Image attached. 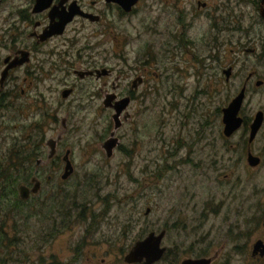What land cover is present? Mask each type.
<instances>
[{
    "label": "flooded vegetation",
    "instance_id": "obj_1",
    "mask_svg": "<svg viewBox=\"0 0 264 264\" xmlns=\"http://www.w3.org/2000/svg\"><path fill=\"white\" fill-rule=\"evenodd\" d=\"M105 44L114 46L112 53L109 52L106 57L101 51ZM79 45L84 48L79 49ZM227 46L241 47L242 51L264 61V0H0V119L3 117L6 121L8 115L5 116L4 111L16 106L17 102L19 105L23 103L21 98L31 90L37 93L34 98L37 106L41 108L39 103L42 102V108H47V95L44 90H40L41 83L63 72L65 77H70L58 81L63 84V103L67 107H77L87 114H94L90 120L92 125L106 123L102 130L96 128L95 134L86 133L81 137L86 140V146L91 148L88 149L89 155L101 158L99 163L90 167L105 172L112 168L110 162L116 153L130 156L129 164L124 166L138 168L145 174V197L149 199L152 195L147 192L153 191L152 181H158L159 177L154 176L155 171L153 173L151 170L152 161L149 158H144L143 162L136 159L137 150H126L122 132L129 125L133 147L137 149L139 123L142 119L149 123L151 120L147 114L151 109L148 104L154 89L152 77L160 79L164 92L173 96L168 104L166 119L162 120V129L169 138L168 141L167 137L163 138L168 148L162 150V159L169 170L168 159L172 157L174 169L178 173L186 172L187 175L179 174L178 178L179 208L165 210L166 217L160 220L159 228L156 225L147 235H164L161 245L165 249L164 254L154 264H183L186 260L203 259L210 260V264H230L229 253L249 250L253 263L262 264L264 237L256 239L251 245L247 240V231L250 227L252 234L254 230L264 232V203L260 201L262 209L255 215L258 222H251L250 226L244 206L248 202L246 189L249 175H256L260 179L257 185L264 191V113L259 111L252 117L247 106L249 94L253 93L254 88H264V80L259 78L254 67L244 74L241 90L226 106L242 90L245 91L239 113L242 122L230 136L225 134L223 109L226 107L221 109L219 137L222 138L223 147L220 153L217 152L218 127L215 122L219 118L218 111H209L202 116L203 119L199 118L201 103L198 100L201 85L205 84L204 73L206 82H209L208 87H217L214 91L218 89L221 81L216 74L212 76L210 73L215 72L221 53L226 52ZM60 48H65L66 52ZM76 56L80 62L73 66L71 61ZM55 58H59L60 62L57 63ZM222 74L225 81L230 83L235 76L233 65H226ZM49 87L52 90V86ZM79 90L78 97L76 94ZM185 91L193 92L185 103L177 101L178 97L182 99ZM121 107L124 108L122 111ZM258 113L263 114L262 124L256 136L251 139L252 125ZM61 123L64 132L57 136L61 140L54 155L51 157L52 150L48 148L47 160L38 159L40 164L36 162L37 176H32L29 182L21 186L31 192L38 182V192L30 193L28 199H23L27 203L42 199L43 194L49 196L52 193L51 206L47 208L50 212L52 210L50 219L54 223L61 219V223L67 224L68 216L63 215L58 201L60 199L62 205L66 203L67 198L60 195L61 189L66 191L79 165L73 158L75 151L65 148L64 144L68 119H62ZM0 130L6 131L4 127ZM234 139L237 142H233ZM108 141L116 144V148L109 151L111 156L105 149ZM151 152L148 149L145 155L148 157ZM217 154L223 156L217 157ZM68 161L72 164V170L64 179ZM46 165L50 166L49 174L41 170ZM241 171L248 177L244 178ZM216 172L222 173L220 176L227 183V192L221 200L216 195L212 196L211 207H205L200 214L191 217L190 212L198 208L194 202L196 194L189 188L202 184L205 179L210 183H220ZM43 177L46 183L56 181L57 185L45 190ZM161 179L164 180L163 177ZM101 183L92 184L100 199L102 192L99 194L101 188L98 185ZM106 184H109V180ZM258 186L256 192H259ZM83 193L75 192V198L80 199L79 195ZM143 194V191H138L134 200ZM262 195L264 197V192ZM236 203L240 204V210L234 212L230 207L224 215L225 206ZM74 208L69 216L75 214L78 220L85 218L84 211L79 210L78 205ZM153 211L148 206L145 215L150 216ZM233 212L235 218L241 221L239 232L233 231V222L224 233H215L214 227L209 231H199L201 220L202 227L211 215L223 216L224 223H228V220H233ZM191 218L197 221L193 226L189 221ZM183 229L184 234L195 232V239L189 245L182 241L165 244L172 233L183 236ZM258 242L263 244L255 254ZM188 251L194 254L180 260L181 253ZM128 254L123 257L124 264H134L126 262ZM100 262L104 264L107 260L102 258ZM82 263L94 264L96 260L89 258L88 261L82 260ZM144 263L145 260H142L136 264Z\"/></svg>",
    "mask_w": 264,
    "mask_h": 264
},
{
    "label": "rangeland",
    "instance_id": "obj_2",
    "mask_svg": "<svg viewBox=\"0 0 264 264\" xmlns=\"http://www.w3.org/2000/svg\"><path fill=\"white\" fill-rule=\"evenodd\" d=\"M256 47L259 48V46ZM81 48L84 47L79 45V49ZM113 48L114 46L112 44L103 45L101 50L103 56L106 57L109 52L112 53ZM225 49H227L226 52L221 53V60L218 61L215 66V72L213 74L210 73L212 76L216 74L217 78L220 79V86H218V89L215 91L213 89L217 87H213V89L212 87H208L209 82H206V75L204 73L203 82L205 84L201 85V93L198 100L201 103L199 113L200 119H203L202 116L207 115L209 111H218L217 116L219 118L215 120L216 126L218 127V153L222 151L223 147L222 138L219 137V126L222 117L221 109L226 107L239 93L245 78L244 74L249 69L254 67L259 74V78L264 80V61L261 62L258 60L254 54H248L242 51L241 47L237 48L233 46L232 48L231 46H227ZM231 49H234V52H231ZM60 50L66 52L65 48H60ZM55 60L57 63L60 62L59 58H55ZM71 62L73 66L77 65L80 62L78 56ZM228 64L233 65L235 72V76H233L230 83L225 81V76L222 74V69ZM53 77L54 79L46 80L41 83L40 86V90H44L47 95V108H42V102L39 103L41 108L37 106L34 99L37 93L31 90L30 92H26L25 96L21 98L23 103L19 105L17 102L16 106L13 105L11 109L6 112L4 111L5 116L8 115L6 121L3 117V119H0V128L4 127L6 130H0V156L8 155L12 146L16 143L25 146V144H27L25 139L33 136L34 140L40 137L43 138L38 153L39 159H45L46 161L48 151L46 143L48 140L55 139L64 132L61 120L67 118L68 131L64 137L65 148L75 151L73 158L75 163L79 165L76 170V175L67 184L66 191L64 188L61 189L60 195L67 198V200L65 199L66 203L62 205V201L60 199L58 201L60 204L59 208L62 210L63 215L68 216L67 224L61 223V219L56 223L50 219L52 210L50 212L47 208L51 206L50 198H52V193L49 196L43 194L42 199L37 198L38 200L32 201V203H25L24 210H26V212H33L34 215V211L39 212V216L36 218L32 217V219H28L27 222L23 220L19 221V224L22 226V232H25V234L22 235L24 237L23 243L25 244L24 251L30 255L28 256L29 262L26 264H86L82 263V260L88 261L89 258L91 260H96L94 264H103L100 262L102 258H106L107 260L104 264H124V255L130 252L129 250L132 249L135 243L145 239L150 233V230L156 225H158L159 228L160 220L166 217L165 210L173 207L179 208L180 190L178 186L180 185L178 184V178L179 174L182 176H186L187 174L186 172L178 173V171L174 169L175 164L173 163L172 157L168 159V164L170 165L169 170L166 168L162 159V150L168 148L163 142V138L167 137V141L169 140L162 129V120L166 119L165 114L169 109L168 104L173 100V96L166 94V92H164V86L160 83V79L156 80L153 76L152 84L154 89L148 104L151 109L148 114L146 113L147 118L149 117L151 120L149 123L148 120L145 121L142 119L141 124L139 123V131L136 138L138 142L137 149L133 147V136L132 134L130 136L129 125H127L122 132L124 135L123 143L126 150H134V152L137 150L135 157L143 162L144 158H149L152 161L151 170L153 173L155 171L154 176L157 175L159 177L158 181L157 179L152 181L151 187L153 191L147 192L149 194L151 193L152 197L147 199L145 197L146 190L144 189L143 182L145 174L142 173L141 170H138V168L133 167L131 169L129 167L125 168L124 166L129 164L130 156H123L120 152L116 153L113 161L110 162L112 168L105 172H99L90 167V165L99 163L101 158L99 156L92 157L89 155L90 152L88 149L91 148L86 146V140H82L81 137L85 136L86 133L89 135L95 134L96 128L102 130V128L106 126V123L99 126L92 125L90 120L95 116L94 114H87L84 110L77 107H67V104H64L61 98L63 84H59L58 81H65L66 79H70V77H65L63 72H58ZM49 85L52 86V90ZM192 92L185 91L182 94V99L178 97L177 101L185 103ZM76 95L78 97L80 96V90L77 91ZM247 106L250 108L249 111L252 117L259 111L264 113V88H254L253 93H250L247 98ZM90 111L93 110L91 109ZM0 112H2V107H0ZM50 114L52 116H50ZM236 140L237 139H234L233 142H237ZM91 142H93V140ZM94 144L96 145L97 142L94 141ZM148 149H151L152 152L147 157L145 153ZM140 156L142 158H140ZM221 156L223 155L217 154V157ZM143 162L141 163L143 164ZM35 165L36 163L32 166L33 173L31 177L37 176ZM41 170L49 174V170L51 169L50 166L46 165L44 169L42 168ZM220 174L222 173L216 172V177H220L221 184L212 181V183H210L208 179H205L202 181V184L189 188L191 192L196 194L194 202L197 204L198 208L197 211L190 212L191 217L200 214L205 207H211L210 199L212 196L216 195L219 200L223 198L224 193H226L228 189L227 183ZM241 174L244 178L248 177L243 171H241ZM161 177H163L164 180H162ZM42 180L44 181V185L46 184L45 190H50L57 185L56 181L46 183L44 177ZM107 180H109V184H106ZM100 182L102 183L98 185V187L101 188L99 192V194L102 192L100 194L101 199L97 197V192L92 188V184H100ZM248 182L249 185L246 189L248 202H246L244 207L248 213L247 218L250 226L251 222H258V220H256L258 217L255 215L262 209L260 201L264 203V197L262 195L264 191L257 185L260 179L257 178L256 175H249ZM257 186L259 192L255 190ZM161 190L163 191L162 194ZM82 191L84 193L79 195L80 199L75 198L76 194L74 193ZM138 191H143L144 194L138 200H134ZM235 200L236 199H234V201ZM75 205L79 206V210L84 211L85 218L78 220L75 214L69 216L74 212ZM148 206L154 209L150 216L145 215ZM13 207L14 205L10 204L5 206V209L12 210ZM230 207L234 212L240 210L239 203L233 206L228 204L225 206L224 215L228 212ZM180 209H182V203ZM234 212L231 214L233 220L231 222L228 220V223H224L223 216L213 217V215H211L208 217L207 214L206 217H208V219L205 220L206 222L203 227L201 226L203 220L200 221L199 231H209L214 227L215 233H224V230L226 231L228 228L227 226L233 222V231L236 230L239 232L241 221L240 218H235ZM179 217H182L181 212ZM189 221L192 223V226L197 223V221L192 218ZM184 233L185 230L183 229L182 235ZM247 233V240L251 242V245L256 239L264 237V232L262 230H254L252 234L250 227ZM56 235L60 236L55 239ZM194 239L195 232L193 231L183 236L177 235L175 232L172 233L165 244H171L175 241L179 243L182 241L189 245ZM181 254L182 257L180 260H182L183 257L192 256L194 253L188 251ZM119 257H121V259H119ZM229 257H231L230 264H256L255 262L253 263L251 250L232 252L229 253ZM15 258L20 260L25 259L23 254L20 257L15 256ZM261 261L264 262V260ZM11 263L21 264L16 261H12ZM172 264H175V262Z\"/></svg>",
    "mask_w": 264,
    "mask_h": 264
},
{
    "label": "trees",
    "instance_id": "obj_3",
    "mask_svg": "<svg viewBox=\"0 0 264 264\" xmlns=\"http://www.w3.org/2000/svg\"><path fill=\"white\" fill-rule=\"evenodd\" d=\"M25 141H27L25 146L16 143L8 155L0 156V264H12V261L21 264L29 262L28 256L30 255L24 251L25 244L22 235L25 232H22L19 221L27 222L28 219L39 216L37 211H34V215L33 212L24 210L27 202L20 197L19 191L22 184L30 181L33 173L32 166L39 159L38 150L41 148L43 138L34 140L33 136H30ZM10 204L14 205L13 209L6 210L5 206ZM60 235H56L55 239ZM22 254L25 259L15 258Z\"/></svg>",
    "mask_w": 264,
    "mask_h": 264
},
{
    "label": "water",
    "instance_id": "obj_4",
    "mask_svg": "<svg viewBox=\"0 0 264 264\" xmlns=\"http://www.w3.org/2000/svg\"><path fill=\"white\" fill-rule=\"evenodd\" d=\"M229 72V71H228ZM229 77V73H228ZM245 98V91L242 90L241 93L230 103V105L226 108L223 109V117H224V124H225V134L227 136H230L235 130H237L242 122V119L239 117V113L242 107V104L244 102ZM125 107V106H123ZM121 107L120 111H122L124 108ZM114 118H117L114 117ZM263 120V114L258 113L256 116V119L252 125V137L253 139L257 132L260 129V126L262 124ZM61 140V137H58L57 139H50L47 141L46 146L52 150L51 152V157L54 155V150L57 147L58 142ZM116 148V144L114 141H108L106 143L105 149L108 151H111ZM111 156V154H108ZM38 164L41 162L38 161ZM72 170V164L71 162L68 161L67 167H66V175L64 176V179L70 175ZM36 182V179L34 180ZM38 182L36 183V186L33 190H30L25 187L21 186L20 187V196L22 199L26 200L29 198L30 193H37L38 192ZM163 234L161 235H156L154 233L150 234L147 236L145 239L137 241L135 245L132 247L131 251L129 254L126 256V262L128 263H139L142 260H145L144 264H154L162 258L164 254V250L161 245H162V240H163ZM261 242H258L255 245L254 253L257 254L259 251L260 247H262ZM262 254L264 255V250L262 251ZM210 260H186L183 262V264H210Z\"/></svg>",
    "mask_w": 264,
    "mask_h": 264
}]
</instances>
